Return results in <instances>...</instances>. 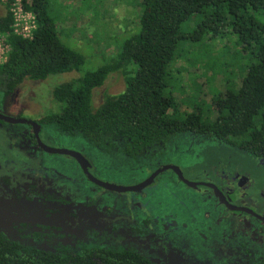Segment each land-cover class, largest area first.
Instances as JSON below:
<instances>
[{
    "label": "trees",
    "instance_id": "1",
    "mask_svg": "<svg viewBox=\"0 0 264 264\" xmlns=\"http://www.w3.org/2000/svg\"><path fill=\"white\" fill-rule=\"evenodd\" d=\"M12 1L1 2L0 35L7 45L0 62L1 96L24 80L78 70L84 61L60 40L47 0H19L32 13L34 28L27 38L13 33ZM134 3L136 30L94 70L54 85L50 95L59 107L38 115L37 121L127 157L187 132L264 161V0ZM224 31L235 36L239 54L249 62L239 64L241 75L234 86L225 85L209 102L181 110L168 85L175 79L170 73L173 59L185 45L222 37ZM115 72L122 73L123 88L103 94L94 106L92 89ZM39 196L42 202L19 221L17 237L0 229V264H156L133 243L116 240L110 233L114 227L104 235L73 227L67 215L58 214L75 207L66 198Z\"/></svg>",
    "mask_w": 264,
    "mask_h": 264
},
{
    "label": "rangeland",
    "instance_id": "2",
    "mask_svg": "<svg viewBox=\"0 0 264 264\" xmlns=\"http://www.w3.org/2000/svg\"><path fill=\"white\" fill-rule=\"evenodd\" d=\"M47 1L60 40L79 52L84 61L78 70L48 75L42 80L22 81L12 97L17 104L13 105L9 98L8 103L6 101L8 110L4 107L6 98L0 94L3 114L13 115L12 110H19L22 118H36L43 112L57 111L59 105L51 98V88L94 70L136 30L138 6L133 4L134 0ZM2 13L0 1V15ZM233 36L224 31L222 37L203 39L180 49L170 68L175 79L168 85L181 110L209 102L211 95L222 93L225 85L237 83L241 75L239 64H246L249 59L241 57ZM3 52V44H0V61ZM122 88V73H111L102 85L92 89L91 102L95 106L103 94H114ZM1 123L0 137L7 135L11 140L23 128L15 122ZM40 139L52 149L80 152L89 160L93 176L115 184H135L150 171L162 169L163 165L179 168L181 176L172 169H160L154 184L142 190L126 189L120 196L98 192L95 196V192L89 191V181L71 158L44 153L37 156L42 165L40 172L62 196L78 198L77 202L85 197L92 198L97 207L102 204L110 209L112 220L127 218L131 225L155 235L159 251L149 247L143 252L156 264H264V239L253 240L243 234L237 219L225 215L223 208L217 205L214 193H209L205 187L188 188L180 179L223 186L225 178L237 172L239 178L242 175L248 178L242 190L243 197L264 211L262 159L187 132L171 137L162 146H151L135 157L124 156L119 151L104 152L79 134L62 133L53 124L43 125ZM11 165L14 170H20L22 176L27 174L26 169L34 168L35 162L30 165L28 159H23ZM3 171L11 174L5 167L0 169L1 173ZM222 189L228 191L224 186ZM228 195L232 199L231 194ZM26 206L30 205L0 202V229L11 232L12 238L18 236L19 221L29 213Z\"/></svg>",
    "mask_w": 264,
    "mask_h": 264
},
{
    "label": "flooded vegetation",
    "instance_id": "3",
    "mask_svg": "<svg viewBox=\"0 0 264 264\" xmlns=\"http://www.w3.org/2000/svg\"><path fill=\"white\" fill-rule=\"evenodd\" d=\"M17 87L12 92L3 95V98L4 99L6 98L5 100L3 99L4 104H5L4 107L6 109L9 106L8 104H6V101L8 100V98L9 100L12 99L13 105L17 104V102H15V100L12 98L15 95L14 93L17 90ZM12 114L13 115H8V114L7 115L3 114V115L11 117V118H15V119H22L24 121H21V122L5 121L3 118H0V125L2 124L1 123L2 121H4L5 123L15 122L16 124L23 125V128L20 130L19 134L16 137L14 136L15 138H12V140L7 135L6 137H0V140H1L0 141V152H1L0 153V169L4 170V167H5L6 171L11 172V174H6L4 171L2 173L0 172V202L1 203H9V204L10 203H17V204L21 203L24 205L28 204L30 206H26V208H27V211L29 212L28 214H30L33 211V209L36 207L35 205L42 202L41 201L42 199L39 195L46 194V195H51V196H54V195L61 196L63 197V199L66 198L68 201H70L75 206V207H72L71 209H66V210H62L58 212L59 215H67L70 218V222L73 227L79 226L80 228H84V230L92 229L96 233L101 234V235L108 233L109 228L114 227V230H112L110 233L114 235V238L118 240L119 242H131L133 243L132 245L135 246L141 252H143V250L147 251L149 247H153L157 252L159 251V240L156 239L155 235H153L151 232L150 233L147 232L146 229H142L140 227L136 228V226L131 225V222H129L127 218H125V220L121 219L118 221L112 220L111 211L110 209L109 210L107 209L108 207L106 205L101 204L99 207H97L96 200L94 201V199L92 200V198L90 199L87 197H85L84 200L77 202L76 200L78 198L70 199L69 197L62 196L59 191H55L54 189H52L50 180L44 177L42 172H40L42 169V165L40 163V160L37 157L39 153L50 154V153L43 151L37 145V141H40L43 144L47 145L44 141L40 139V134L42 133L43 124L37 121V117L36 118H32V117L22 118L21 111L19 110L17 112L12 110ZM27 121H32L39 125V129L37 130L35 134L33 133V126H31V124L28 123ZM20 135H22L23 137H20ZM62 156L69 157L67 155H62ZM23 159H28L30 162V165L34 161L35 165H34V168L32 169L31 168L26 169L27 174L21 176L20 173L22 172L20 170L17 171V169L14 170V165H11V163L14 161L15 163H19V160L22 161ZM8 165H11V167H8ZM162 167L163 169H167V168H164L165 165H163ZM89 171H91V165H90ZM153 173H154V170L150 171L146 177L152 175ZM159 173L160 172L154 175L153 182L149 186L154 184L156 177L158 176ZM14 174H17L20 176L15 177ZM82 174L84 178L86 179L83 172ZM180 174H181V171H180ZM239 175H240L239 173L233 171L231 175L229 177H226L225 181L222 182L224 183L223 186L228 191H224L222 189L223 186L219 184H215V183L203 182L204 185H196L195 187H189L186 184L185 185L188 188H192V189H195L197 187L207 188L209 193L211 194L214 193L217 196L216 197V201L218 202L217 205L223 208V211H224L223 213L228 216H233L234 218L237 219L238 223L241 225V232L243 234H246L248 237L252 238L253 240L260 241V238H262L263 240L264 239V211L261 209L259 210L257 205H255L253 202L243 197L244 192L242 190L244 186L246 185V181L248 182V178H244L245 176L243 177V175L241 178H239ZM86 180L89 181L88 179ZM88 183L91 185L89 187V191H92V193L95 192V196L98 192L102 194L109 193V194H112L113 196H117V195L120 196L124 194V191H125V190L121 192L110 191V190H106L102 188L98 184H97L98 186H96L95 184L91 183V181H89ZM208 184L215 185L221 196L218 194V192L208 187L207 186ZM149 186H146V187H149ZM142 189L143 188H141L140 190ZM131 190L136 191L139 189H131ZM229 193L231 194L232 199L229 198V195H228ZM225 202L231 205L232 208L230 209L227 208L225 205ZM118 216L122 217L121 215H118Z\"/></svg>",
    "mask_w": 264,
    "mask_h": 264
},
{
    "label": "water",
    "instance_id": "4",
    "mask_svg": "<svg viewBox=\"0 0 264 264\" xmlns=\"http://www.w3.org/2000/svg\"><path fill=\"white\" fill-rule=\"evenodd\" d=\"M0 118H3L5 121H17V122L24 121L22 119H15V118H11V117L5 116V115H3L1 113H0ZM27 122L30 123L31 126H33V133L35 134L37 132V130L39 129V125L34 123V122H32V121H27ZM37 145L43 151H45L47 153H50V154H53V155H67V156L71 157L76 162V164L78 165L79 169L84 173L86 179L91 181V183L98 184V185H100L102 188H104L106 190L115 191V192H121V191L126 190V189H141V188H144L146 186H149L153 182L154 175L156 173L160 172L163 169V168L162 169L160 168L161 170L158 169L152 175L146 177L143 180L137 181L135 184L120 185V184L107 182L105 180H101V179H98V178L94 177L89 171L90 164H89L88 160L81 153H79L77 151H69V150H63V149H52V148L48 147L47 145L43 144L40 141H37ZM164 168L173 169L174 171L177 172V174L179 176H181L180 170L178 169L177 166L168 165V166H165ZM180 179L189 187H195L196 185H204L201 182L188 181V180H185L183 178H180ZM207 186L212 188L214 191L218 192V194H219V191H218V189H217V187L215 185L208 184ZM225 205L229 209L232 208V206L229 205L227 202H225Z\"/></svg>",
    "mask_w": 264,
    "mask_h": 264
},
{
    "label": "built area",
    "instance_id": "5",
    "mask_svg": "<svg viewBox=\"0 0 264 264\" xmlns=\"http://www.w3.org/2000/svg\"><path fill=\"white\" fill-rule=\"evenodd\" d=\"M0 1L3 2L5 0ZM9 12L12 15V32L24 38L29 37L31 35V30L34 28V19L32 13L24 10L19 0H13L10 3ZM0 44H3L4 50L6 52L7 45L4 43L2 35H0ZM5 52H3L4 56L0 62L4 60Z\"/></svg>",
    "mask_w": 264,
    "mask_h": 264
}]
</instances>
